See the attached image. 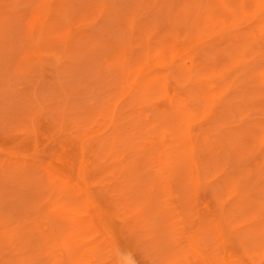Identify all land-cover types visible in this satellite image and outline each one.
<instances>
[{
    "label": "rangeland",
    "instance_id": "374dc122",
    "mask_svg": "<svg viewBox=\"0 0 264 264\" xmlns=\"http://www.w3.org/2000/svg\"><path fill=\"white\" fill-rule=\"evenodd\" d=\"M0 222V264H264V0H0Z\"/></svg>",
    "mask_w": 264,
    "mask_h": 264
},
{
    "label": "bare ground",
    "instance_id": "6f19581e",
    "mask_svg": "<svg viewBox=\"0 0 264 264\" xmlns=\"http://www.w3.org/2000/svg\"><path fill=\"white\" fill-rule=\"evenodd\" d=\"M176 147H177V146L174 147V150H177ZM175 148H176V149H175ZM182 148H184V147H182ZM175 152H177V151H175ZM183 152H184V151H183ZM185 153H186V152H185ZM178 154H179V155H180V154H181V155H184V153H182V151H180V153H178ZM2 175H3V174H2ZM2 175H1V176H2ZM3 179H5V178H3ZM5 181H6V180H5ZM241 200H242V199H241ZM238 202H239V201H238ZM247 205H248V204H247ZM247 205H246V206L243 205V206H244V207H247ZM240 206H241V205H240ZM240 206H239V207H240ZM248 206H249V205H248ZM241 207H242V206H241ZM244 207H243L242 209H245ZM249 207H250V206H249ZM247 209H248V208H247ZM249 209H250V208H249ZM249 209H248L247 211H250ZM234 210H235V209H234ZM234 210H233V211H234ZM254 210H255V209H254ZM236 212H237V211H236ZM251 212H252V210H251ZM245 215L248 216L247 213H246ZM253 215H254V214H253ZM248 217H250V214H249ZM0 223H1V222H0ZM4 226H5V225H4ZM258 231H260V230H258ZM166 232H167V233H170V232L167 231V230H166ZM260 232L262 233V231H260ZM261 233H260V234H261ZM61 234H62V233H61ZM261 235H262V234H261ZM62 237H63V236H62ZM262 238H264V236H262ZM65 239H66V238H65ZM63 240H64V239H63ZM64 241H66V240H64ZM65 243H66V242H65ZM67 246H68V245H67ZM67 246H66V247H67ZM33 247H34V245H33ZM68 248H69V247H67V249H68ZM67 249H66V250H67Z\"/></svg>",
    "mask_w": 264,
    "mask_h": 264
}]
</instances>
